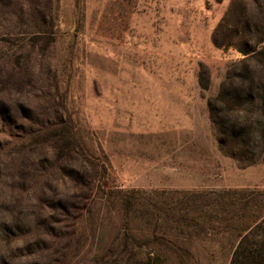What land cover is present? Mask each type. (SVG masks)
Listing matches in <instances>:
<instances>
[{
  "label": "rangeland",
  "instance_id": "rangeland-1",
  "mask_svg": "<svg viewBox=\"0 0 264 264\" xmlns=\"http://www.w3.org/2000/svg\"><path fill=\"white\" fill-rule=\"evenodd\" d=\"M262 49L264 0H0V264H230L259 222L260 246ZM68 118L90 163L38 132Z\"/></svg>",
  "mask_w": 264,
  "mask_h": 264
},
{
  "label": "trees",
  "instance_id": "trees-1",
  "mask_svg": "<svg viewBox=\"0 0 264 264\" xmlns=\"http://www.w3.org/2000/svg\"><path fill=\"white\" fill-rule=\"evenodd\" d=\"M213 43L215 44V40L213 39ZM216 45V44H215ZM218 46V45H216ZM261 55H263L264 58V49L259 51ZM204 88V87H202ZM209 107V119L210 122L212 123L213 126H217L216 121H215V114L213 107L211 103H208ZM227 112L231 114V117L233 115V119H229L226 124L231 131L227 132H221L219 129H217V145L220 153H222L224 156H228L235 160L238 164L246 162L245 164H241L240 167L244 168L250 165L255 164L257 161L250 153H244L240 149V156L237 155V152L233 148L234 146H237L239 144H246L247 142L244 141L242 138V135H249L250 132V126H252L249 123L248 120V114L249 111L248 109H244L241 107V104H234L229 107H227ZM238 112H244L243 116L237 115ZM261 112L262 116L264 118V96L261 97ZM241 114V113H240ZM214 127V128H215ZM217 128V127H216ZM39 133L44 134V137L46 139H49L52 145V148L56 150L55 158L56 160L58 159L59 156L65 157L67 160L73 159L75 162L82 163L83 162H91L89 161L88 158H86V155L84 154L81 144L78 141V138L74 132V128L72 126L71 120L68 118L66 121H61L56 124H50L46 127H41L38 131ZM39 137V136H38ZM40 138V137H39ZM264 136H262V139ZM242 152V153H241ZM242 158V159H241ZM94 170V169H93ZM95 172L97 169L95 168ZM71 173L72 177H70V181L72 182L74 188H78L79 186H83L84 184L86 185L87 188L92 190V186L94 184V179H90L88 183H85L86 180H83L82 176L78 174L77 170H69ZM104 180V177L102 174L99 176L97 179V184L99 185L102 181ZM63 185V184H62ZM64 186V185H63ZM43 205V207H48L50 209H55L58 212H63V214L67 215L69 220V225L70 227L76 228L78 225L79 220L82 218V213L75 215H69L67 213V209H76L77 207L74 205H70L69 207L65 206L64 203L58 202V204H53L51 203L50 205ZM74 207V208H73ZM77 210V209H76ZM80 212L83 210V207H80ZM77 212V211H76ZM63 221L61 220L60 223ZM262 223L259 222L257 223L253 229L245 233L241 236H239V241L236 249L234 250L232 254V258L230 261V264H264V238L260 239L259 241H256L255 243H260V246L250 248V245L253 244L251 241L252 238L255 239L257 236L255 233L262 227ZM250 258L254 259V261L250 260Z\"/></svg>",
  "mask_w": 264,
  "mask_h": 264
}]
</instances>
